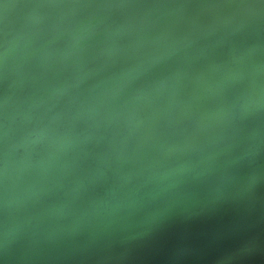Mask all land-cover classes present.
I'll list each match as a JSON object with an SVG mask.
<instances>
[{
  "label": "water",
  "instance_id": "obj_1",
  "mask_svg": "<svg viewBox=\"0 0 264 264\" xmlns=\"http://www.w3.org/2000/svg\"><path fill=\"white\" fill-rule=\"evenodd\" d=\"M0 264H264V0H0Z\"/></svg>",
  "mask_w": 264,
  "mask_h": 264
}]
</instances>
